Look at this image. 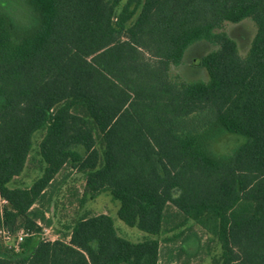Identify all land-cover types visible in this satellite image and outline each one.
<instances>
[{"label": "trees", "instance_id": "trees-1", "mask_svg": "<svg viewBox=\"0 0 264 264\" xmlns=\"http://www.w3.org/2000/svg\"><path fill=\"white\" fill-rule=\"evenodd\" d=\"M246 19L242 54L228 26ZM37 131L42 175L10 187ZM227 134L240 140L218 152ZM67 168L85 175L81 201L110 192L129 226L194 223L221 245L211 264H264V0H0V264H160L159 239H126L106 213L42 236ZM3 229L29 233L19 251Z\"/></svg>", "mask_w": 264, "mask_h": 264}, {"label": "rangeland", "instance_id": "rangeland-1", "mask_svg": "<svg viewBox=\"0 0 264 264\" xmlns=\"http://www.w3.org/2000/svg\"><path fill=\"white\" fill-rule=\"evenodd\" d=\"M228 31L237 41L239 51L246 54L255 33V25L249 19L228 26ZM212 45L205 43L196 44L190 50L185 66L189 79H205L206 73L198 64L200 57ZM44 131H37L33 135V147L24 171L20 176L9 183L10 187L30 186L42 175L43 161L39 153V144ZM240 139L233 135H225L218 143V152L229 151ZM85 175L75 169H64L58 174L55 181L47 191L45 208L51 207L46 212L45 219L40 221L42 236L46 239L57 238L68 240L65 235L70 231L74 222L86 215L98 213L109 214L114 221L118 233L131 241L138 242L147 238H157L161 243L160 264H211L213 257H220L221 245L211 234L204 232L198 225L190 223L192 228H186L180 235L170 232L155 236L137 227L127 225L118 216L120 203L114 199L110 192L105 191L94 198L81 201ZM16 234H12V241ZM200 238V239H199ZM184 247L186 251H182Z\"/></svg>", "mask_w": 264, "mask_h": 264}, {"label": "built area", "instance_id": "built-area-1", "mask_svg": "<svg viewBox=\"0 0 264 264\" xmlns=\"http://www.w3.org/2000/svg\"><path fill=\"white\" fill-rule=\"evenodd\" d=\"M5 202L6 201L3 200V203H5ZM1 234L3 236L4 241L8 245L14 247V249L16 251H19L20 250V248H21V246H20L21 245V242H23L24 239H25V237H27L29 235L28 232H26L24 229H21V230H19L16 233L15 239L12 241V233L10 231L3 229V230H1Z\"/></svg>", "mask_w": 264, "mask_h": 264}]
</instances>
